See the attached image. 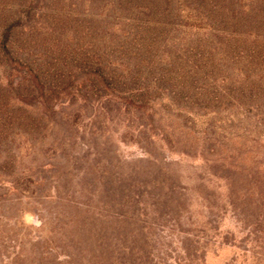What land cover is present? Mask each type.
<instances>
[{"label":"rangeland","instance_id":"obj_1","mask_svg":"<svg viewBox=\"0 0 264 264\" xmlns=\"http://www.w3.org/2000/svg\"><path fill=\"white\" fill-rule=\"evenodd\" d=\"M91 1L78 3L73 21H54L53 5L44 8L48 16L33 25L51 37L42 47L45 58L101 50L106 63L125 66L129 49L117 36L128 30L123 11L109 0ZM137 64L138 58L131 65L143 67V76L154 68ZM23 75L15 68L2 72L4 84ZM88 89L71 87L49 102L12 94L13 105L25 106L36 120L0 140V264H62L63 245L76 230L65 225L69 219L101 230L110 226L115 203L138 196L147 205L131 209L137 224L155 222L168 231L169 217L151 206L158 195L169 202L162 211L170 217L180 210L181 219L193 216L213 229L203 264H264V193L258 196L251 184L264 159V107L195 112L164 100L130 113L113 105L109 113L105 97L92 98ZM231 189L246 196L235 208Z\"/></svg>","mask_w":264,"mask_h":264},{"label":"trees","instance_id":"obj_2","mask_svg":"<svg viewBox=\"0 0 264 264\" xmlns=\"http://www.w3.org/2000/svg\"><path fill=\"white\" fill-rule=\"evenodd\" d=\"M82 1L0 0V140L36 120L25 106L13 105L15 93L22 96L17 99L38 95L49 102L71 87L81 92L89 88L92 98L105 97L109 113L113 105L130 113L147 111L164 100L193 111L198 107L217 112L230 106L249 111L264 107V0H109L110 7L123 11L127 23L128 30L118 29L124 34L117 35L129 49L127 64L117 67L104 61L101 50L91 53L80 48L71 49L64 60L61 50L49 61L42 47L50 35L33 22L48 16L44 8L52 5L54 21L79 20L69 17L75 16V7ZM59 5L63 6L54 7ZM55 47L58 50L59 44ZM136 58L135 66L152 65L153 70L143 76V67L131 65ZM11 68L21 69L24 75L17 83L4 84L2 72ZM77 69L85 73L83 79L73 75ZM259 159L251 183L258 196L264 193V159ZM230 191L235 208L237 200L246 196ZM137 198L115 203L110 226L101 230L85 222L78 226L77 217L69 219L65 225H75L76 230L65 235L69 242L63 245L62 264L204 263L212 242L208 223H195L193 216L181 219L176 209L170 217L162 211L169 202L158 195L151 206L155 213L161 209L160 216L169 217L168 231L166 226L154 228L155 222L139 226L137 211L131 209L147 203ZM185 224L193 228L185 229ZM173 238L176 247L174 241L169 242Z\"/></svg>","mask_w":264,"mask_h":264}]
</instances>
